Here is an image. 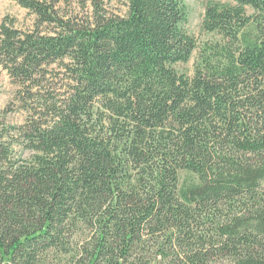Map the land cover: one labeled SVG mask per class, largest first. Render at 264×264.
Masks as SVG:
<instances>
[{"label":"trees","instance_id":"16d2710c","mask_svg":"<svg viewBox=\"0 0 264 264\" xmlns=\"http://www.w3.org/2000/svg\"><path fill=\"white\" fill-rule=\"evenodd\" d=\"M12 1L0 264H264V0L207 2L201 47L184 0Z\"/></svg>","mask_w":264,"mask_h":264},{"label":"rangeland","instance_id":"374dc122","mask_svg":"<svg viewBox=\"0 0 264 264\" xmlns=\"http://www.w3.org/2000/svg\"><path fill=\"white\" fill-rule=\"evenodd\" d=\"M103 7L110 12L121 14L124 10L119 0H99ZM231 3V0H184L188 10V21L186 29L193 36L199 47L207 46L218 40L220 37L215 33H207L202 29V18L204 8L207 2ZM61 13L74 18H85L91 12V0H60ZM248 15L252 14L251 9H246ZM8 16L15 21V26L21 29H27L30 24V18L25 9L21 8L12 0H0V22ZM197 51L187 63H179L176 68L179 72L190 75L193 71V65L197 57ZM13 85L11 84L6 72L0 66V129L4 126L22 124L25 114L15 110L10 101L13 94ZM18 150V148H16ZM57 261H55L56 263ZM54 264V263H49Z\"/></svg>","mask_w":264,"mask_h":264}]
</instances>
